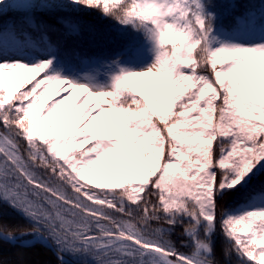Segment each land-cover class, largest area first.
Segmentation results:
<instances>
[{
	"label": "snow or ice",
	"instance_id": "obj_1",
	"mask_svg": "<svg viewBox=\"0 0 264 264\" xmlns=\"http://www.w3.org/2000/svg\"><path fill=\"white\" fill-rule=\"evenodd\" d=\"M218 7L0 0L14 17L0 24V202L27 221L0 226V242L46 247L57 264H225L219 231L225 258L264 264V184L251 186L264 173V4ZM89 10L143 43L72 63L48 17L78 35L82 21L60 13ZM181 227L190 252L170 239Z\"/></svg>",
	"mask_w": 264,
	"mask_h": 264
},
{
	"label": "trees",
	"instance_id": "obj_2",
	"mask_svg": "<svg viewBox=\"0 0 264 264\" xmlns=\"http://www.w3.org/2000/svg\"><path fill=\"white\" fill-rule=\"evenodd\" d=\"M214 2L219 6L217 8L218 12H223L230 5V0H214ZM233 3L237 6L233 14L238 15L248 7H259L264 3V0H233ZM60 15L68 16L70 19H79L84 24L83 29L78 35L66 36L60 26L55 24V17H48V22L53 23L58 29V31L52 34V39L60 42L62 51L67 53V58L76 65H79V61L76 59L77 56L83 59L115 58L118 53L123 52L124 48L130 44L133 38V31L131 29L122 28L114 20L104 17L98 10L81 11L79 13L66 11L60 13ZM12 19L14 17L9 15L0 17V24L5 22L10 23ZM231 19V15L224 16L223 23L228 25ZM262 184H264V173L255 177L251 186L259 187ZM222 203L229 209L243 203V190L227 194ZM0 222L2 226L10 229L27 226V221L22 215L2 202H0ZM18 232L20 231H15L13 234ZM182 232V227L176 229L170 239L178 250L190 252L192 242L189 238L183 236ZM213 243L214 258L217 261H225V264H235L238 258L234 253L229 258H225L223 254L227 241L219 231L213 236ZM1 251L0 261H3L4 264H19L15 258V253H18L21 258L25 253L34 255L37 260L45 257L47 260L44 264H57L55 255L51 253L50 249L43 246L25 249L16 244L3 241L0 242V254Z\"/></svg>",
	"mask_w": 264,
	"mask_h": 264
},
{
	"label": "rangeland",
	"instance_id": "obj_3",
	"mask_svg": "<svg viewBox=\"0 0 264 264\" xmlns=\"http://www.w3.org/2000/svg\"><path fill=\"white\" fill-rule=\"evenodd\" d=\"M230 3L232 4L233 3V0L230 1ZM133 31V30H132ZM132 40L130 43H137V44H142L143 43V39L141 36H139L138 34H136L135 32H133V36H132ZM128 46H126L125 48H127ZM125 50V49H124ZM123 50V52H124ZM117 58H120V59H127V56H120V57H115V58H90V59H94V60H105V61H110V60H113V59H117ZM145 79H149V78H145ZM15 78H13V82H14ZM28 87H30V85H27ZM43 87V86H42ZM53 89L55 90V88L59 87V86H56V85H53L52 86ZM39 91V90H38ZM65 93L61 92L60 95H64ZM53 99H59V96H53L52 94L49 95V97L46 99V104L47 103H51ZM80 99H83V97H80ZM77 102V97L76 95L73 96V99L68 101L67 103L68 104H75ZM85 111V108H81L80 109V113H83ZM71 113V109H67L66 110V114L67 115H70ZM78 116H79V113H78ZM110 121H105V124L109 123ZM242 204V203H240ZM240 204L236 205L234 208H236L237 206H239ZM232 208V209H234ZM0 225L2 226V223L0 222ZM19 252V251H18ZM47 253V252H45ZM52 253V252H51ZM16 256L15 258L17 259L18 263L19 264H44V262L47 260V258H41V260H37L35 259L34 255L32 254H28V253H25L23 254V257L21 258L20 255L18 253H15ZM2 255V251H1V254ZM54 255V254H53ZM2 257V256H1ZM56 257V256H55ZM50 258V257H49Z\"/></svg>",
	"mask_w": 264,
	"mask_h": 264
},
{
	"label": "water",
	"instance_id": "obj_4",
	"mask_svg": "<svg viewBox=\"0 0 264 264\" xmlns=\"http://www.w3.org/2000/svg\"><path fill=\"white\" fill-rule=\"evenodd\" d=\"M15 236H17V235H15ZM52 251V250H51ZM53 252V254L55 255V252L54 251H52ZM56 256V255H55Z\"/></svg>",
	"mask_w": 264,
	"mask_h": 264
}]
</instances>
